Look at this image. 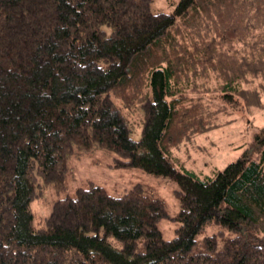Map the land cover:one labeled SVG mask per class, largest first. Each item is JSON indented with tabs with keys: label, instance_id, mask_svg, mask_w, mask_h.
Instances as JSON below:
<instances>
[{
	"label": "trees",
	"instance_id": "16d2710c",
	"mask_svg": "<svg viewBox=\"0 0 264 264\" xmlns=\"http://www.w3.org/2000/svg\"><path fill=\"white\" fill-rule=\"evenodd\" d=\"M164 1L0 0V264H264V128L212 175L169 155L208 128L211 84L229 102L264 88V0ZM96 154L170 178L178 208L141 178L73 186Z\"/></svg>",
	"mask_w": 264,
	"mask_h": 264
},
{
	"label": "rangeland",
	"instance_id": "374dc122",
	"mask_svg": "<svg viewBox=\"0 0 264 264\" xmlns=\"http://www.w3.org/2000/svg\"><path fill=\"white\" fill-rule=\"evenodd\" d=\"M153 7L169 10L171 7L164 0H154ZM202 80H199V83ZM198 83V84H199ZM211 93L206 102L204 125H209L204 131L189 130L187 134L178 139L177 143L170 149V157L179 168L194 171L200 177L212 175L216 170L222 169L226 164L236 160L243 154L254 155V147L257 138L264 128V88L256 84H244L251 91L252 88L259 89V95L249 96V103L245 102L244 96L236 93L234 102L220 98V89L211 84ZM261 85V84H260ZM201 86V84H200ZM199 86V87H200ZM195 93H192L194 95ZM196 100L199 101V98ZM252 102V103H251ZM132 126L136 137L140 134L138 122L132 118ZM132 133V132H131ZM96 160V161H95ZM75 184L92 181L104 186L108 192L115 195L120 194L129 187L130 181L141 178L154 184L157 192L167 204L168 213H173L178 208V202L173 195L176 183L170 178L148 173L141 168H119L113 165L112 158L96 154L91 158L75 160L72 164ZM45 197L33 199L31 209L34 213L33 222L38 225L48 210V200L54 198L53 190L48 189ZM48 199V200H46ZM162 235L170 238L174 235V223L168 218L159 221ZM216 226H207L200 234H210Z\"/></svg>",
	"mask_w": 264,
	"mask_h": 264
}]
</instances>
